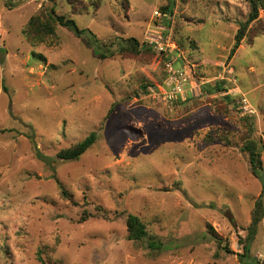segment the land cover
Returning <instances> with one entry per match:
<instances>
[{"label": "rangeland", "instance_id": "374dc122", "mask_svg": "<svg viewBox=\"0 0 264 264\" xmlns=\"http://www.w3.org/2000/svg\"><path fill=\"white\" fill-rule=\"evenodd\" d=\"M52 8L113 42L96 51L133 38L138 52L100 58L58 24L27 34ZM249 12V0H0V264H243L237 236L259 198L249 260L264 264V149L259 178L241 150L264 144L263 8L228 57ZM168 71L186 78L174 98ZM90 132L81 156L57 158ZM129 213L171 249L129 240Z\"/></svg>", "mask_w": 264, "mask_h": 264}, {"label": "trees", "instance_id": "16d2710c", "mask_svg": "<svg viewBox=\"0 0 264 264\" xmlns=\"http://www.w3.org/2000/svg\"><path fill=\"white\" fill-rule=\"evenodd\" d=\"M250 3V12L246 22L240 24L239 28L237 29L234 35V43L229 51L228 57L234 53L237 49L239 43L241 42L243 36L245 35L248 23L258 18L259 10L261 8L264 9V0H249ZM172 7H167L168 12ZM47 18L42 20L39 15H33L30 17V20L27 24V34L36 35L37 33L41 34H52L54 32V25L58 24L59 26L65 27L69 29L74 36L79 37L82 39L84 44L91 48L92 53L95 56L100 58H108L114 56L116 53H122L128 50V48H122L125 45H131L129 47L132 48L131 51L127 52H138L136 40L133 38L122 39V44L126 43L125 45H120L116 50L111 52H98L96 51L93 46L97 43L102 45L104 48L107 46H111V43H105L103 41H99L98 37L89 29L87 28H79L74 19L67 17L65 15L55 14L54 9L50 10V13L45 15ZM136 46V47H135ZM135 48V49H134ZM160 62L164 64L167 60L164 57H160ZM174 64V63H173ZM222 81L216 83L215 87L203 86L201 90L207 91L208 93H212L214 90L221 91ZM228 98V96H226ZM249 132H252V126L247 124ZM96 140V133L90 132L85 138H83L80 142L76 143L75 145L67 148L61 149L58 153H56L57 158L62 160H74L77 159L81 154L85 152ZM264 149V144L262 143L260 138L253 139L247 138L241 146V150L247 153L250 170L256 178H259L260 172L263 170L262 160H261V152ZM261 194H264V184L261 187ZM62 193H66L65 190H62ZM260 194V196H261ZM263 214V204L261 203V198L256 200L255 207L252 213V217L250 220L249 225L247 226V231L245 236H237V243L240 246V252H238L237 256L239 258V262L243 264H251L249 260L250 255V243L254 240L259 222L262 218ZM84 216V217H83ZM82 217L86 218L89 216L88 214L84 213ZM126 230H127V237L129 240L139 242L143 245L146 250H148L149 254H160L163 251L171 249V245L165 243L163 240L157 238L154 234H151L147 231L145 224L140 220V218L134 214H126ZM206 232L210 236V238L218 244V246L227 254H234V251L231 247H229V243L223 239L220 235H218L211 225L206 226ZM257 264H260L257 262Z\"/></svg>", "mask_w": 264, "mask_h": 264}, {"label": "built area", "instance_id": "2783aa9c", "mask_svg": "<svg viewBox=\"0 0 264 264\" xmlns=\"http://www.w3.org/2000/svg\"><path fill=\"white\" fill-rule=\"evenodd\" d=\"M157 49H158V51H162L164 48H163V46H162L160 43H158V44H157ZM170 70H171V68H170ZM172 71H175V70H173V68H172ZM168 73H169V71H168ZM169 75H170V76H169V80H168L169 85H171L172 82H173V76H174V78L176 79L175 84H174V86L172 87L173 90L176 89V90H175V94L170 96V97L173 96V98H174L175 95L182 93V90H181V88H180L179 82L185 81L186 78H185V76L183 75L182 72H180V73H178V74H175V72H173L172 75H171L170 73H169ZM174 87H175V88H174Z\"/></svg>", "mask_w": 264, "mask_h": 264}, {"label": "water", "instance_id": "95a60500", "mask_svg": "<svg viewBox=\"0 0 264 264\" xmlns=\"http://www.w3.org/2000/svg\"><path fill=\"white\" fill-rule=\"evenodd\" d=\"M3 55H4V52L0 53V59H2Z\"/></svg>", "mask_w": 264, "mask_h": 264}]
</instances>
